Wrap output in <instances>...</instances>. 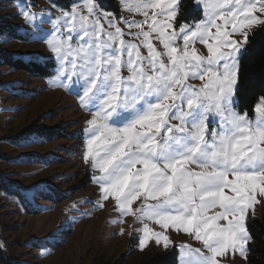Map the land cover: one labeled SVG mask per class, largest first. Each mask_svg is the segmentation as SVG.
<instances>
[{
  "label": "rangeland",
  "instance_id": "obj_1",
  "mask_svg": "<svg viewBox=\"0 0 264 264\" xmlns=\"http://www.w3.org/2000/svg\"><path fill=\"white\" fill-rule=\"evenodd\" d=\"M0 23L55 64L0 68V264H250L264 98L236 91L264 0H0Z\"/></svg>",
  "mask_w": 264,
  "mask_h": 264
},
{
  "label": "trees",
  "instance_id": "obj_2",
  "mask_svg": "<svg viewBox=\"0 0 264 264\" xmlns=\"http://www.w3.org/2000/svg\"><path fill=\"white\" fill-rule=\"evenodd\" d=\"M12 30V26L0 23V38L9 32L13 33ZM2 67L24 72L32 77H47L54 73L55 64L52 61L47 62L46 65L34 61L24 62L18 56L0 50V68ZM236 97L241 111H252L258 101L264 98V25L248 38L240 62ZM30 135L47 138L53 142L66 138L63 133L55 129L28 127L9 139L12 142L25 140ZM249 235L250 264H264V222L250 224ZM1 264H8L7 259H2ZM145 264H177V259L175 253L155 255Z\"/></svg>",
  "mask_w": 264,
  "mask_h": 264
}]
</instances>
